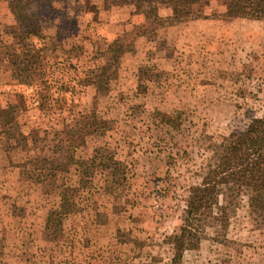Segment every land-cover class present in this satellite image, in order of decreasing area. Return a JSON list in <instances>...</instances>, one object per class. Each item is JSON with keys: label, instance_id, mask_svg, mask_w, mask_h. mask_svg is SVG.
Listing matches in <instances>:
<instances>
[{"label": "rangeland", "instance_id": "rangeland-1", "mask_svg": "<svg viewBox=\"0 0 264 264\" xmlns=\"http://www.w3.org/2000/svg\"><path fill=\"white\" fill-rule=\"evenodd\" d=\"M114 1L30 0L43 51L21 77L22 32L0 0V109L13 116L0 124V170L34 189L18 206L0 196V264H264V205H250L248 189L215 197L200 247L179 263L168 240L224 145L264 112V19H209L160 36ZM225 8L212 0L203 12ZM116 40L128 51L113 63ZM45 157L58 169L25 165ZM18 224L22 237L8 231Z\"/></svg>", "mask_w": 264, "mask_h": 264}, {"label": "trees", "instance_id": "trees-1", "mask_svg": "<svg viewBox=\"0 0 264 264\" xmlns=\"http://www.w3.org/2000/svg\"><path fill=\"white\" fill-rule=\"evenodd\" d=\"M43 1V0H34ZM55 1V0H47ZM225 11L214 14H204L203 8L211 4V0H115V4L129 5L138 13L144 14L147 19L153 20L156 29L174 26L183 22L202 19H264V0H223ZM9 7L15 16L16 23L21 30L22 37H16L20 45L19 75L23 77L25 70H31L35 62L40 60L42 47H38L33 39L32 14L28 12L30 0H8ZM168 8L171 13L163 14L161 8ZM4 40L0 35V43ZM112 45V44H111ZM116 53L110 61H119L126 50L119 41L114 42ZM24 55V58L21 56ZM112 64L106 69L110 70ZM27 73V72H26ZM93 84L97 79H104V72L95 73L92 77ZM111 80V75L106 77V82ZM13 116L7 108L0 109V124H8ZM86 122V121H85ZM81 133L89 135L92 125L89 122L81 125ZM28 169L35 171L58 169L50 158L28 160L25 163ZM248 189L251 191L249 203L255 208L264 205V112L254 117L248 127L235 134L224 145L217 161L209 166L207 172L192 190L187 199V206L183 216V223L179 233L168 238L175 248L173 263H179L187 250L200 247L204 228V218L212 216V202L215 197L226 194L228 190L235 193L237 190ZM238 195V193H237ZM240 195V194H239ZM238 195V196H239Z\"/></svg>", "mask_w": 264, "mask_h": 264}, {"label": "crops", "instance_id": "crops-1", "mask_svg": "<svg viewBox=\"0 0 264 264\" xmlns=\"http://www.w3.org/2000/svg\"><path fill=\"white\" fill-rule=\"evenodd\" d=\"M211 2H212V0H211ZM168 13H171V11L169 10ZM168 13H166V14H168ZM212 20L214 21L215 19H212ZM204 21H210V20L209 19H207V20H204V19H202V20H192V21L183 22V23H180V24H177V25H174V26H170V27L159 28V29H156V30H158V33L160 32L159 33L160 36H166L167 34H171L172 32H176V29H177V31L182 29L183 26L185 27V25L187 26L188 24L189 25H194V26H198V25L201 24V26H202V24H204ZM183 40L184 39H182V42H183ZM170 42L172 43V41H170ZM181 47H182V44L178 46V48H181ZM3 169L5 171V168H3ZM20 178H21V175H19V172H17V171L14 172V173H10V172H7V173L4 172L3 173L0 170V196H2V195L5 196L4 194L10 195L12 197L11 201L15 205L17 204V206L21 204L22 199H25V198H28V197H29V199H32L33 198V193H32V195H30V192L34 191L33 187L31 188V186L26 188L25 191H24L23 187H19L20 186V182H18V180ZM29 199H26L27 200L26 202H28ZM4 202H5V200H1L0 206L2 207V210H0V212H4V208H5ZM23 202H25V201H23ZM9 204H11V203H9ZM26 205L28 206L26 208H29L30 210L31 209H36L37 210L36 207L38 205H35L34 202L27 203ZM31 206H33V207H31ZM14 210H16L15 207L13 209H11V210H7V213H10V215L12 217L15 216V215H18L20 209L17 210L18 212H15ZM37 211H38V213L41 214V210L38 209ZM3 214H2V216H0V222H1L0 228H2V229H4L3 224H4V226H6L5 225L6 223L4 221V218H6V217L3 216ZM27 215H29V214L27 213L26 216ZM22 219H23L24 222L27 221L28 224H30L32 221L37 223V221L35 219L31 218V217L22 218ZM13 220H16V218L12 219V221ZM41 220H44L43 217L40 218V221ZM23 224H21V225L20 224H18V225H10V226H8V231H9V228H11V227L15 228L16 227V229H14V231L15 230L18 231V235L20 234L21 237H22V235L24 233L23 232L20 233L19 232L20 229L18 227L22 226Z\"/></svg>", "mask_w": 264, "mask_h": 264}]
</instances>
